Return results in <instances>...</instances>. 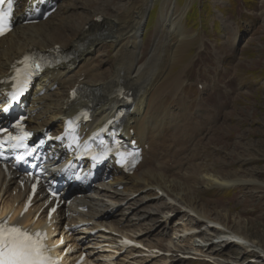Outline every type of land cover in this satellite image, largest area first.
Returning a JSON list of instances; mask_svg holds the SVG:
<instances>
[{"label": "bare ground", "instance_id": "6f19581e", "mask_svg": "<svg viewBox=\"0 0 264 264\" xmlns=\"http://www.w3.org/2000/svg\"><path fill=\"white\" fill-rule=\"evenodd\" d=\"M25 2L19 0L22 6ZM77 2L60 0L58 9L48 21L36 25L18 24L16 29L0 40V102L4 99L2 91L8 89L5 83L10 71L21 56L32 51L50 53L56 49L61 54L75 55L69 64L62 63L53 70H47L39 80L31 99V110L36 114L29 119V127L34 130L45 127L55 129L64 117L75 114L83 107L88 108L90 104V108L94 109L96 123L114 115L119 108L131 107L127 112L124 131L128 133L133 130L137 142L148 146L142 163L133 175L124 176L116 172L111 183H101L94 192L73 199L70 210L76 213V218L71 225L90 224L73 231L75 246L79 248L87 241L95 242V246L106 244L107 247H118L117 241L122 235L146 247L147 251L132 252L146 257L140 259L143 261L159 256L155 249L183 256L190 254V249L193 251V248H197L194 256L199 263L207 257L211 258L213 254H216L215 260L226 259L218 264L235 262L231 250L236 243L229 242L230 239L223 244L212 242L214 234L219 233V226L226 230L232 228L229 224L231 211L225 208L218 210L217 207L212 209L205 202L204 196L211 189L225 191L258 183L253 178H242L240 170L228 168L232 156L225 155L219 164L210 167L207 162L206 165L201 163L207 155L197 151H201V143L212 129L205 118L211 114L213 104L208 107L205 103H199L198 111L192 114V107L188 104L178 110L177 107L172 109L165 101L168 95H175L181 101L183 99L184 72L181 70L175 74L173 71L182 67L185 49L194 44V38L190 37L184 26L187 10L178 8L176 0L162 2L160 36L151 44L149 55L144 56V27L155 0H119L114 5L108 0L105 1L106 5L112 4L114 9L103 13L100 12L102 3L91 9L96 1L86 0L82 6ZM106 44H110L114 57L108 69L101 70L90 56L95 45ZM175 48L177 58H182L180 66L175 65L173 58ZM76 70L83 72L76 76ZM54 85H57V89L52 90ZM121 88L132 93V104L129 105V99L119 96V91L123 90ZM43 89L45 95L38 97L37 93ZM75 89L83 90L86 95L83 101L71 103V90ZM200 116L204 119H200ZM238 146L236 148H240ZM259 184L264 187V184ZM118 185H123L120 192L116 189ZM16 190H19L16 183L8 182L0 171V204L8 208L15 207L16 203L20 205L23 193L20 190L17 196H13ZM136 193L141 196L132 197ZM123 202L127 206L119 211L118 206L123 205ZM80 206H87L89 211H77ZM168 210L176 215L181 213L193 218V221L188 220V223L178 226V232L181 233L177 236L178 243L173 241L175 232H167L168 221L162 223ZM25 220L19 219V222ZM201 225H207L208 233L195 235L194 228ZM100 227L106 230H100ZM95 229V234L90 235ZM236 232L237 244L244 246L248 253L257 254L254 248H258L262 254L258 259L264 262V249L243 236L242 232L239 234L243 237ZM198 237L205 241L204 245H193ZM227 237L234 238L232 235ZM123 247L121 245L118 248ZM83 251L81 249L79 254ZM108 256L112 254L93 251L91 257L86 256L85 264H125L127 259L108 263ZM180 259L182 257L176 259V262ZM162 262L164 264L166 261Z\"/></svg>", "mask_w": 264, "mask_h": 264}, {"label": "rangeland", "instance_id": "374dc122", "mask_svg": "<svg viewBox=\"0 0 264 264\" xmlns=\"http://www.w3.org/2000/svg\"><path fill=\"white\" fill-rule=\"evenodd\" d=\"M85 1L78 0L77 3L82 6ZM94 1L96 4L91 9H94L98 3H102L100 12L103 13L113 10V5L119 0H110L113 5L109 6L105 3L108 0ZM163 1L155 0V5L149 13L144 27L142 50L144 56L149 55L150 44H153L155 38L160 36V12ZM263 3L264 0H176L178 8L187 10L184 26L190 37L194 38V44L186 48L182 56L184 59L181 70L184 72L185 82L182 101L175 95L165 96V101L172 109L177 107L178 110L187 107L185 104H188L192 107V114H196L198 111L199 103H205L208 107L213 104L211 114L205 118L212 129L209 130V136L201 143V151H197L207 155V158L201 163L207 162L210 167L213 164H219L223 156H232L233 160L230 161L228 168L240 170L242 178H253L258 184L225 191L207 190L204 196L205 202L212 209L213 207H217L218 210L230 209L229 224L232 227L230 230L237 231L238 235H241L239 232H242L243 236H247L264 249V187L259 184H264ZM78 13L79 11L76 12V14ZM201 40L206 47L204 50L202 45L198 47ZM109 45L94 47V60L103 70L108 69L114 57ZM176 49L173 51V58L175 65L180 66L182 63L179 62L182 58H177ZM202 50L199 59L187 69L190 61H194ZM179 69L180 67H177L173 73L176 74ZM76 72H78L77 76L83 70H76L74 73ZM193 78V85L187 84V81ZM199 85L200 89H198ZM202 87V91H196L201 90ZM196 94L199 98H196ZM200 119H204V117L200 116ZM203 126L207 128L206 124ZM237 146L240 148H236ZM217 149L218 152L215 153ZM199 188L202 189V187ZM166 201L169 202V200ZM166 212V217L175 215L169 210ZM188 220L193 221V218L179 214L173 220L168 221V231L170 232V228L177 230L173 236L174 243L179 242L177 236L181 234L178 232L180 231L178 226L188 223ZM201 227L203 233H208L207 225H201ZM242 235L241 237H243ZM214 239L212 237V240ZM195 241L197 242L193 245L205 244V241L199 237ZM193 249V251L190 249L191 252L196 254L195 249L197 248ZM254 249L257 254L248 253L244 247H240L236 243L231 250L235 262L230 263L264 264L258 259L259 256H262L259 253L260 250L256 247ZM215 255H210L212 257L208 259L215 260ZM122 256H127L125 264H137L138 262L140 264H163L164 258H167L164 264H169V261L171 264H211L205 262L204 259L201 263L192 260L184 262L182 259L176 262L174 258L168 259L163 256L143 261L140 259L146 257L141 253ZM225 261L226 259H218L213 262L218 264L217 262Z\"/></svg>", "mask_w": 264, "mask_h": 264}, {"label": "snow or ice", "instance_id": "6c2138e0", "mask_svg": "<svg viewBox=\"0 0 264 264\" xmlns=\"http://www.w3.org/2000/svg\"><path fill=\"white\" fill-rule=\"evenodd\" d=\"M14 3L15 0H0V36L11 30L10 21ZM18 95L19 92L13 93V98ZM71 123L69 121V124ZM15 127L20 128L22 126L17 124ZM29 135L30 133L24 132L22 136H9L7 143L12 148H26L23 140ZM4 143L5 141H0V149L4 147ZM106 151H111V149H106ZM27 154L31 155L32 152L29 151ZM121 156L123 157L124 154L121 153ZM97 158L93 155V159ZM46 240V233L33 232L10 225L7 219L0 222V264H57L56 258L51 255Z\"/></svg>", "mask_w": 264, "mask_h": 264}]
</instances>
